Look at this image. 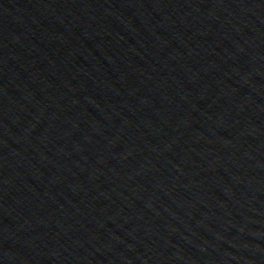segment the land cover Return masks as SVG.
<instances>
[{
	"label": "water",
	"instance_id": "obj_1",
	"mask_svg": "<svg viewBox=\"0 0 264 264\" xmlns=\"http://www.w3.org/2000/svg\"><path fill=\"white\" fill-rule=\"evenodd\" d=\"M0 264H264V0H0Z\"/></svg>",
	"mask_w": 264,
	"mask_h": 264
}]
</instances>
